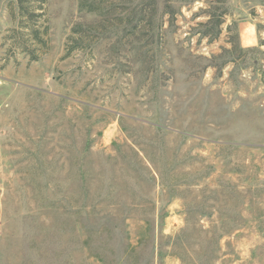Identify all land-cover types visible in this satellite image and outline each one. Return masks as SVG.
I'll list each match as a JSON object with an SVG mask.
<instances>
[{
	"label": "rangeland",
	"instance_id": "374dc122",
	"mask_svg": "<svg viewBox=\"0 0 264 264\" xmlns=\"http://www.w3.org/2000/svg\"><path fill=\"white\" fill-rule=\"evenodd\" d=\"M0 0V264H264V0Z\"/></svg>",
	"mask_w": 264,
	"mask_h": 264
},
{
	"label": "trees",
	"instance_id": "16d2710c",
	"mask_svg": "<svg viewBox=\"0 0 264 264\" xmlns=\"http://www.w3.org/2000/svg\"><path fill=\"white\" fill-rule=\"evenodd\" d=\"M20 7L22 8V13H23V9H25V5H24V0H20Z\"/></svg>",
	"mask_w": 264,
	"mask_h": 264
}]
</instances>
